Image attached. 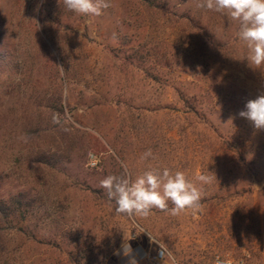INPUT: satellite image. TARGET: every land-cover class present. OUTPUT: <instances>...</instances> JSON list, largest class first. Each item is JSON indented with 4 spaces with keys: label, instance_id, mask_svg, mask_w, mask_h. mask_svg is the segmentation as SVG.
I'll use <instances>...</instances> for the list:
<instances>
[{
    "label": "rangeland",
    "instance_id": "1",
    "mask_svg": "<svg viewBox=\"0 0 264 264\" xmlns=\"http://www.w3.org/2000/svg\"><path fill=\"white\" fill-rule=\"evenodd\" d=\"M200 2L0 0V200L32 203L0 219V264H264V129L239 116L264 66ZM153 168L183 171L200 209L117 214L100 181Z\"/></svg>",
    "mask_w": 264,
    "mask_h": 264
},
{
    "label": "clouds",
    "instance_id": "2",
    "mask_svg": "<svg viewBox=\"0 0 264 264\" xmlns=\"http://www.w3.org/2000/svg\"><path fill=\"white\" fill-rule=\"evenodd\" d=\"M63 4L70 12L94 16L101 15L103 10L111 7L110 0H63ZM197 7L227 14L238 21L239 37L248 49L245 58L256 68L264 66V0H201ZM239 116L249 120L255 129H264V95L248 100ZM152 155L149 149L141 159L146 160ZM196 179L201 184L210 182V177L204 174ZM100 187L106 191L109 200L115 201V212L128 217L147 218L153 209L175 216L189 209L195 212L201 207V188L189 180L183 171L173 173L168 168L162 172L149 169L134 179L126 174L108 175L100 181ZM122 247L123 254L130 256L132 249L126 239ZM129 264H136L134 257H130ZM217 264L224 262L217 260Z\"/></svg>",
    "mask_w": 264,
    "mask_h": 264
},
{
    "label": "trees",
    "instance_id": "3",
    "mask_svg": "<svg viewBox=\"0 0 264 264\" xmlns=\"http://www.w3.org/2000/svg\"><path fill=\"white\" fill-rule=\"evenodd\" d=\"M30 201H24L22 197L16 196L7 201L0 200V219L6 220L9 217L15 216L17 210L22 209L24 213L28 208H32Z\"/></svg>",
    "mask_w": 264,
    "mask_h": 264
},
{
    "label": "built area",
    "instance_id": "4",
    "mask_svg": "<svg viewBox=\"0 0 264 264\" xmlns=\"http://www.w3.org/2000/svg\"><path fill=\"white\" fill-rule=\"evenodd\" d=\"M96 163H97V161L92 160V165L91 166L96 165ZM164 254H165L164 250H162V249L158 250V252L155 255V258H153L156 264H159L162 261V259L165 256ZM224 264H230V263H224Z\"/></svg>",
    "mask_w": 264,
    "mask_h": 264
}]
</instances>
